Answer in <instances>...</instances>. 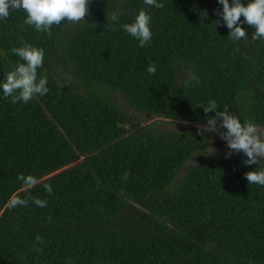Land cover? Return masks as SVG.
Listing matches in <instances>:
<instances>
[{"label": "trees", "instance_id": "trees-1", "mask_svg": "<svg viewBox=\"0 0 264 264\" xmlns=\"http://www.w3.org/2000/svg\"><path fill=\"white\" fill-rule=\"evenodd\" d=\"M157 2L90 0L86 20L51 36L23 10L0 19V84L27 41L44 49L49 88L14 104L0 87V264H264V186L244 175L264 161L226 159L209 148L213 132L186 125H205L215 112L199 106L214 99L264 131V39L246 23L247 39H230L218 0ZM141 9L144 47L120 27ZM16 197L27 206L11 207Z\"/></svg>", "mask_w": 264, "mask_h": 264}, {"label": "clouds", "instance_id": "clouds-1", "mask_svg": "<svg viewBox=\"0 0 264 264\" xmlns=\"http://www.w3.org/2000/svg\"><path fill=\"white\" fill-rule=\"evenodd\" d=\"M223 6L222 11L214 10L216 15L221 17L224 25L230 30L229 38L235 41L247 39L248 34L243 24L254 27L252 34L254 40L264 39V0H248L245 5L242 0H218ZM144 4L149 7L163 8L164 4L157 0H144ZM23 10L26 14L25 23L34 26L36 31L46 32L52 35V26L60 25L67 21L78 24L90 13V0H0V19H6L12 11ZM207 15V11H206ZM120 13L113 12L107 15V24L111 31H116L117 27L113 24L118 21ZM243 17V21H241ZM221 20L215 21L216 25ZM95 25V24H94ZM125 32L139 41V47L148 44L152 37L151 16L145 10L141 9L135 17L134 22L121 25ZM11 52L20 58L15 70L5 75L3 83L0 87L3 89L5 98H11L12 103H28L36 96H43L49 92L47 87L48 80L46 77H38V69L43 67L44 49L37 48L28 43L23 42V46L12 48ZM149 74H155L157 67L154 63H150L146 68ZM192 81L198 82L196 76L191 77ZM206 114L215 112L214 116H209L205 125H197V133L204 135L205 132H216L220 138L226 141L227 152L225 158H230L233 153H243L247 159L244 164L253 165L264 161V131H261L254 123L250 121H241L239 117L231 114L227 106L223 111L219 110L216 100L211 99L207 105H200ZM245 178L249 184H259L264 186V167L259 171L253 170L246 172ZM129 173H125L122 179L127 180ZM23 184L30 188L38 181L33 176L25 177L23 174L19 177ZM45 191L49 194L53 193L50 184H44ZM32 202L38 207H46L47 200H41L33 197ZM28 200L23 198H13L11 207L27 206ZM51 217H49V220ZM36 240L43 244L41 236L37 235ZM42 251V249H38ZM71 264V261H69Z\"/></svg>", "mask_w": 264, "mask_h": 264}, {"label": "rangeland", "instance_id": "rangeland-1", "mask_svg": "<svg viewBox=\"0 0 264 264\" xmlns=\"http://www.w3.org/2000/svg\"><path fill=\"white\" fill-rule=\"evenodd\" d=\"M128 113L134 118H136L139 122H142L145 124L151 123L155 120V119L153 120V118L147 114H140V113L134 112L130 108H128ZM186 125H188L190 129H194L193 127L197 128V124L186 123ZM213 134L214 136H212L209 141V148L225 156L228 150L226 141L222 140L218 133L213 132ZM230 158L232 159L246 158V156L243 153H233Z\"/></svg>", "mask_w": 264, "mask_h": 264}]
</instances>
